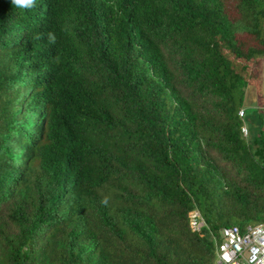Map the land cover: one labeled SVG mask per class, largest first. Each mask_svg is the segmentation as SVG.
I'll use <instances>...</instances> for the list:
<instances>
[{
  "label": "trees",
  "instance_id": "obj_1",
  "mask_svg": "<svg viewBox=\"0 0 264 264\" xmlns=\"http://www.w3.org/2000/svg\"><path fill=\"white\" fill-rule=\"evenodd\" d=\"M263 62L264 0H0V264H215L264 223Z\"/></svg>",
  "mask_w": 264,
  "mask_h": 264
},
{
  "label": "built area",
  "instance_id": "obj_2",
  "mask_svg": "<svg viewBox=\"0 0 264 264\" xmlns=\"http://www.w3.org/2000/svg\"><path fill=\"white\" fill-rule=\"evenodd\" d=\"M243 115V110L239 111ZM242 132L246 134L245 127ZM193 231L201 233L205 222L198 210L189 212ZM215 264H264V223L248 225L241 230L237 225L224 227L216 244Z\"/></svg>",
  "mask_w": 264,
  "mask_h": 264
},
{
  "label": "crops",
  "instance_id": "obj_3",
  "mask_svg": "<svg viewBox=\"0 0 264 264\" xmlns=\"http://www.w3.org/2000/svg\"><path fill=\"white\" fill-rule=\"evenodd\" d=\"M261 82H260V91L264 96V62L262 64L261 69ZM258 89L256 85L249 84L246 89V98H245V105L248 108H255L258 105Z\"/></svg>",
  "mask_w": 264,
  "mask_h": 264
},
{
  "label": "clouds",
  "instance_id": "obj_4",
  "mask_svg": "<svg viewBox=\"0 0 264 264\" xmlns=\"http://www.w3.org/2000/svg\"><path fill=\"white\" fill-rule=\"evenodd\" d=\"M11 3L15 5L16 7L20 9H30L35 6V0H11ZM39 35L35 37V39H39ZM49 40L50 42H55V37L52 36L51 34L49 35ZM106 203V201H105Z\"/></svg>",
  "mask_w": 264,
  "mask_h": 264
}]
</instances>
